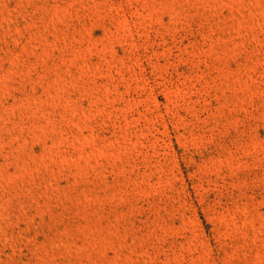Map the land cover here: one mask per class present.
I'll list each match as a JSON object with an SVG mask.
<instances>
[{
  "label": "rangeland",
  "instance_id": "1",
  "mask_svg": "<svg viewBox=\"0 0 264 264\" xmlns=\"http://www.w3.org/2000/svg\"><path fill=\"white\" fill-rule=\"evenodd\" d=\"M0 264H264V0H0Z\"/></svg>",
  "mask_w": 264,
  "mask_h": 264
}]
</instances>
